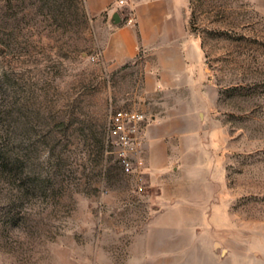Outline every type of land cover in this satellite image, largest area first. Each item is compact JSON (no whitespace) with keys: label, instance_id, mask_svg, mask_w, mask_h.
Instances as JSON below:
<instances>
[{"label":"rangeland","instance_id":"rangeland-1","mask_svg":"<svg viewBox=\"0 0 264 264\" xmlns=\"http://www.w3.org/2000/svg\"><path fill=\"white\" fill-rule=\"evenodd\" d=\"M185 13L209 82L156 172L142 68L108 69L110 31L84 0H0V264H128L163 214L231 264H264V0ZM121 110L147 117L131 173L109 137Z\"/></svg>","mask_w":264,"mask_h":264},{"label":"crops","instance_id":"crops-1","mask_svg":"<svg viewBox=\"0 0 264 264\" xmlns=\"http://www.w3.org/2000/svg\"><path fill=\"white\" fill-rule=\"evenodd\" d=\"M118 1L84 0L89 16L110 31L102 52L108 69L116 71L128 64L142 68L144 95L152 102L149 110L154 120L147 140L152 166L159 172L169 164L168 139L176 143V137L187 133L198 118L182 109L186 95L194 92L197 108L204 107L198 93L209 82L205 54L201 40L187 28V0H128L133 25L122 15L120 24L113 22L116 12L109 10ZM163 216L148 227L144 235L148 241L132 242L128 264H231L229 253L215 252L216 241L184 237L177 223H167Z\"/></svg>","mask_w":264,"mask_h":264},{"label":"built area","instance_id":"built-area-1","mask_svg":"<svg viewBox=\"0 0 264 264\" xmlns=\"http://www.w3.org/2000/svg\"><path fill=\"white\" fill-rule=\"evenodd\" d=\"M127 1L119 0L116 6L110 8V12H119L128 24H135L132 13L127 11ZM95 60V58H93ZM145 113L132 111H116L109 119V137L116 141L119 150L118 157L123 170L126 173L133 171L132 154L142 145L145 136Z\"/></svg>","mask_w":264,"mask_h":264},{"label":"water","instance_id":"water-1","mask_svg":"<svg viewBox=\"0 0 264 264\" xmlns=\"http://www.w3.org/2000/svg\"><path fill=\"white\" fill-rule=\"evenodd\" d=\"M121 21H122V19H121V13L116 12L115 15H114V17H113V22L115 24H120Z\"/></svg>","mask_w":264,"mask_h":264}]
</instances>
